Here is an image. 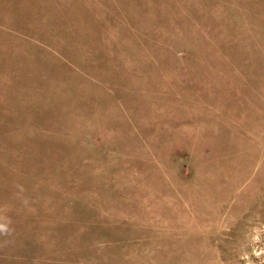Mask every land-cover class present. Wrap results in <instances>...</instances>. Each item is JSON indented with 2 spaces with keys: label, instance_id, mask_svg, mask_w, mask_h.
<instances>
[{
  "label": "rangeland",
  "instance_id": "obj_1",
  "mask_svg": "<svg viewBox=\"0 0 264 264\" xmlns=\"http://www.w3.org/2000/svg\"><path fill=\"white\" fill-rule=\"evenodd\" d=\"M0 264H264V0H0Z\"/></svg>",
  "mask_w": 264,
  "mask_h": 264
}]
</instances>
